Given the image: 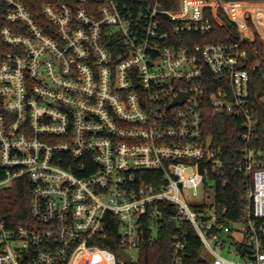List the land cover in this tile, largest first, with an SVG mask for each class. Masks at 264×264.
Wrapping results in <instances>:
<instances>
[{
    "label": "built area",
    "instance_id": "obj_1",
    "mask_svg": "<svg viewBox=\"0 0 264 264\" xmlns=\"http://www.w3.org/2000/svg\"><path fill=\"white\" fill-rule=\"evenodd\" d=\"M3 2L0 191L27 179L32 222L12 230L0 219V264H73L89 249L117 264L91 241L115 229L132 257L165 219L193 226L208 264H264V151L251 147L250 84L261 63L250 67L243 47L255 41L253 26L264 41V0H179L176 9L72 0L45 4L43 23L22 3ZM220 10L236 39L187 46L222 23ZM208 110L243 122L234 170L247 180V204L237 222L215 207L213 176L226 161L206 135ZM187 245L176 234L172 264H189Z\"/></svg>",
    "mask_w": 264,
    "mask_h": 264
},
{
    "label": "trees",
    "instance_id": "obj_2",
    "mask_svg": "<svg viewBox=\"0 0 264 264\" xmlns=\"http://www.w3.org/2000/svg\"><path fill=\"white\" fill-rule=\"evenodd\" d=\"M16 1L22 3L41 23L45 21L42 13L45 4L72 2V0ZM163 2L166 8L176 9L179 0H163ZM4 11V2L0 0V29L3 26L2 14ZM219 14L222 23L216 24L214 31L204 36L193 34L189 36L191 41L185 42L186 45L192 46L196 43L222 44L235 40L237 35L236 24L229 19L223 10H220ZM206 16L215 23L209 11L206 12ZM253 29L256 36L255 41L244 42L243 44V47L250 54V67L261 63L256 71L251 72V94L254 101H256L254 121L257 125L255 139L251 143V147L264 151V41L258 35L254 26ZM204 128L206 135L212 138L214 147L221 149L226 161L225 169L220 174L213 176L215 180V207L222 218L237 222L240 220L247 204L245 199L247 180L234 170L235 163L240 159L241 152L246 147V143L241 137L243 122L226 114L213 115L208 110L205 113ZM2 173L0 170V179L3 177ZM224 182H226L225 185ZM31 188L32 186L27 179H21L14 182L8 189L0 191V219L9 229L15 230L32 222L30 215ZM162 210L166 215L176 214V208L170 204L162 205ZM176 234H181L187 240L189 264H208L207 260L202 257L201 241L193 226L190 223H184L178 227L175 221L169 219L162 222L155 241L152 244L145 243L139 251L138 260L130 264H172ZM146 236L148 237V235ZM90 246H98L114 253L118 258L117 264H121V247L115 229L109 232L106 239L92 240ZM74 264H114V262L110 253L98 249H89L85 255L78 257Z\"/></svg>",
    "mask_w": 264,
    "mask_h": 264
},
{
    "label": "rangeland",
    "instance_id": "obj_3",
    "mask_svg": "<svg viewBox=\"0 0 264 264\" xmlns=\"http://www.w3.org/2000/svg\"><path fill=\"white\" fill-rule=\"evenodd\" d=\"M241 17H242V20L244 21H249L251 20V14H240ZM264 20H260L258 21L257 23L259 24V26L261 28L264 29V23H263ZM154 237L156 238L157 237V232L154 230ZM213 245V248H215L217 250L218 253H220L221 255H223L224 257H226L228 260H235V261H238L237 258L234 257V255H231L229 254L227 251H221L220 249L216 248V246L214 244ZM131 254H132V257L134 259V262H136L138 260V256H139V253L136 251V250H133L131 251ZM204 256H206V258H209L207 254L203 253Z\"/></svg>",
    "mask_w": 264,
    "mask_h": 264
},
{
    "label": "water",
    "instance_id": "obj_4",
    "mask_svg": "<svg viewBox=\"0 0 264 264\" xmlns=\"http://www.w3.org/2000/svg\"><path fill=\"white\" fill-rule=\"evenodd\" d=\"M179 101H181V98L177 100V102H179ZM120 255L126 264L132 263V257L128 253L121 251Z\"/></svg>",
    "mask_w": 264,
    "mask_h": 264
},
{
    "label": "bare ground",
    "instance_id": "obj_5",
    "mask_svg": "<svg viewBox=\"0 0 264 264\" xmlns=\"http://www.w3.org/2000/svg\"><path fill=\"white\" fill-rule=\"evenodd\" d=\"M87 251H88V250L83 251V252H80V253L77 255V257L75 258L73 264L75 263V261H76V259H77L78 257H81V256L85 255V254L87 253Z\"/></svg>",
    "mask_w": 264,
    "mask_h": 264
}]
</instances>
